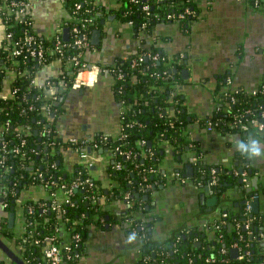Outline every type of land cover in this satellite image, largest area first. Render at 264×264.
Segmentation results:
<instances>
[{"label": "trees", "instance_id": "obj_1", "mask_svg": "<svg viewBox=\"0 0 264 264\" xmlns=\"http://www.w3.org/2000/svg\"><path fill=\"white\" fill-rule=\"evenodd\" d=\"M142 1L150 4V13L147 15ZM2 2L4 0H0V3ZM113 2L116 6L98 0H63L67 13L63 17V28L70 29L74 24L81 28L82 23H85L86 30L91 36L95 28L103 27L102 20L112 14L123 22L134 20L132 28L138 36L142 33L152 34L156 25L162 21H178L182 28L186 29L195 13L185 12V10L189 8L194 11L196 6V0H113ZM77 4L80 6L77 7ZM181 12L185 13L183 17L178 16ZM169 13L174 16L168 17ZM3 15L11 24L13 36L11 41L5 40L0 44V128L2 130L0 154L3 153L1 148L3 142L7 143V165L3 166L0 163L1 186L15 187V192L7 196L8 207L17 197L20 182L42 183L63 195L62 202L54 209L52 199L43 200L45 205L39 204L41 200L29 203L31 209L29 208L26 214V224L29 223L26 230L40 240L34 244L28 241L21 243L24 248L23 260H28L29 264H45L43 238L46 235L56 234L55 241L61 243L59 237L61 224H65L70 234L75 232L81 234L82 239L75 246L76 250L81 251L88 237V227L91 224L104 226L108 221L107 212L99 202L100 196H105L108 200H126V194L130 192L132 196L129 207L125 208L113 221L122 224L127 233H132L134 229H137L139 233H145L141 241V257L138 264H224L221 258L225 256L230 259V264H241L237 257L231 254L233 249L231 245L235 241L246 245L251 250V255L245 260L246 264H264L262 235L264 217L259 213L249 216L252 230V234H249L244 227V222L248 221L244 214L246 202L239 200V204L236 201L235 205L222 209V214L209 224L208 230L212 232V236L206 241L203 240L205 238L203 231L192 228L177 232L163 242H158L153 238V227L157 217L149 213L152 206L149 198L144 197L145 194L150 195L156 176L162 175L158 164L164 157L167 143L176 146L180 151L183 150L189 143L186 136L190 131V123L194 120H198L204 127L206 120L211 118L217 122L218 128L237 130L229 124L231 115L233 112H242L247 108L260 113L261 106L264 105V90L261 89L264 81L259 85L257 92L243 87L222 89V86H219L216 106L219 105L220 108L214 109L206 117L198 118L187 110L183 93L176 92L175 80L178 81L182 77L174 72L166 76L163 71L171 69L163 63L162 59L148 57L136 67H132L131 62L136 56L135 53L126 57L117 56L111 64L119 67L123 75L118 78L117 72L112 71L113 90L116 98L123 102L121 124L126 135L122 138L120 135L112 136L99 132L92 137V140L84 139V141L81 138L74 143L83 146L85 142L97 141L100 143L99 148H107L111 153H115V160L120 161L122 166L117 168L115 163L110 164L108 172L112 184L106 190L101 180L94 176L92 168L85 164L79 163L70 172L66 171L62 164L61 148L67 143H72L65 142L58 135L55 127L51 123L48 124L49 113L46 111V108L50 106L52 111L62 113L63 108L50 99V95L43 87L33 82L38 71L44 66L55 60H60L64 64L66 60L84 49L73 43L75 39L73 33L69 35L68 40L64 41L66 44L59 49L55 35L49 37L37 31L34 26V16L29 8L24 12L15 11L9 16L6 13ZM27 32L35 35L38 49L42 48L41 58L30 55L29 45L23 39ZM60 35L63 38L62 32ZM16 39L20 40V46L24 50L21 54L13 55L11 51L14 47L13 41ZM36 44L32 43L31 48ZM139 51L158 52L161 56H169L167 51L156 44V40L142 46ZM83 60H86L85 55ZM70 71L65 70L64 77L68 86L62 87L63 92L72 85ZM157 72H161V76H157ZM62 88L59 87L57 92L59 95L56 93L58 96ZM231 96H234V100ZM244 116H247V113ZM261 118L264 120V116ZM129 122L131 125H127ZM25 125L31 127L29 132L21 131ZM104 135L107 136L106 140H102ZM23 138L26 140L22 145L25 161H22L20 154L16 155L13 151L14 146L20 144ZM149 140L152 141L150 146ZM196 143L193 141L191 147L200 152ZM117 148L132 150L133 157H127L120 150L117 151ZM193 163L192 178L196 184L203 186V190L210 185L209 189L220 195L228 187L237 186L248 197L254 193L253 189L248 190L243 182H239L241 176L233 172L235 168L238 169L237 166L230 169H217L218 171L213 172L214 166L200 158ZM30 166L33 168L30 169ZM246 169L250 176V167ZM177 171L183 174L184 169H177ZM40 172L42 176L39 177L37 173ZM86 177H90L93 185L85 184L84 188L74 190L69 196L66 191L71 182L77 178L85 179ZM213 178L216 181L210 184ZM52 181L55 182L54 185L49 184ZM63 184H66V187H62ZM136 192H139V196L135 195ZM69 197L74 204L66 201ZM224 211L227 212L226 216H223ZM141 224L144 226L142 230ZM217 224L219 227L216 226ZM17 240L18 243L21 242L18 236ZM222 247L229 248L226 254L221 252ZM75 258L77 255L70 259ZM208 258H215V260L210 261Z\"/></svg>", "mask_w": 264, "mask_h": 264}, {"label": "crops", "instance_id": "obj_2", "mask_svg": "<svg viewBox=\"0 0 264 264\" xmlns=\"http://www.w3.org/2000/svg\"><path fill=\"white\" fill-rule=\"evenodd\" d=\"M98 1L116 6L113 0ZM31 2L30 9L37 31L49 37L54 35L61 19L67 14L63 0ZM194 13L186 29L178 21H162L152 34L142 33L141 36L136 35L131 25L117 19L115 15L103 19L99 42L92 41V32L93 47L85 53V59L89 64L105 66L104 71L98 74L92 86H71L64 92L62 88L60 105L63 111L56 113L55 118L50 115L48 124L55 127L65 142L81 138L92 140L99 132L118 136L121 132L123 102L116 98L114 77L107 66L117 56H130L155 40L169 54L181 55V59L172 66V71L182 77L175 82L185 97L187 110L198 118L206 117L214 110L219 86L222 89H258L264 81V0L259 4L253 0H196ZM4 33L0 20V44ZM60 69L58 60L44 66L38 71L37 82L42 83L59 75ZM185 69L187 71L183 72ZM186 139L189 143L181 151L167 143L164 157L158 164L162 175L156 176L150 195L144 196L149 198L152 206L149 213L157 217L153 238L163 242L177 232L198 228L200 232L203 231V240L206 241L212 236L208 230L209 224L222 214V209L247 199L248 196L237 186L228 187L220 195L207 188L203 190V186L187 175L189 171L186 165L191 163L194 171L193 161L198 158L213 165L214 169L217 167L215 171L237 166V173L240 166L245 167L250 187L254 185L253 192L258 194L256 198L259 199L258 205H254L258 211L252 213L264 217V155L249 156L253 143L264 154V131L225 130L218 127L209 130L194 120L190 123ZM193 141L197 142L200 152L191 147ZM241 144L244 148H240ZM61 152L62 164L67 172L79 163L92 160L94 176L101 180L106 190L110 188L112 181L108 170L113 156L107 148H92L87 159L81 156L73 144L62 146ZM248 167L250 176L246 169ZM177 169H184L183 174L180 173L184 181L177 175ZM20 185L11 221V206L3 204L0 190V261L4 264H19L18 259H24V249L18 243L17 236L26 226L29 203L41 200L39 204L45 205L43 200L52 199L53 204L59 205L63 200L62 194L55 193L54 189L42 183L20 182ZM215 194L218 199L210 206L207 202ZM256 198L252 200V206ZM99 202L107 212L108 221L104 226L91 224L84 247L75 252L77 258H64L61 264H138L142 238L135 234L136 239L129 242L128 237L134 233H127L122 224L113 221L130 204L122 199L108 200L105 196ZM60 227L61 243H70L72 235L65 224Z\"/></svg>", "mask_w": 264, "mask_h": 264}, {"label": "built area", "instance_id": "obj_3", "mask_svg": "<svg viewBox=\"0 0 264 264\" xmlns=\"http://www.w3.org/2000/svg\"><path fill=\"white\" fill-rule=\"evenodd\" d=\"M254 2L256 4H259L261 2V0H254ZM143 4V9L146 12V15L150 13V4L149 3H145L144 1H142ZM32 5L31 0H4V2L0 3V20L2 22V25L4 27V38L3 41L8 40L11 41L12 40V36H13V31L10 29L11 24L9 22H7L8 18H6L3 14H7L9 16V14H13L15 11L20 12H24L25 10H27L28 8L30 9ZM80 5L77 4V7H79ZM185 12H189L192 13L194 12L192 9L186 8ZM184 12H181L178 16L179 17H183L184 16ZM174 16L173 14L169 13L168 17H172ZM17 21V20H16ZM129 25H133L134 24V20L130 19L128 22H126ZM63 24H64V20L61 19L59 26L57 27V30L55 31L54 35L56 36V43H57V47L60 49L61 47H63L66 43L64 42L65 40H63V38L61 37L60 33L62 32L63 34ZM145 25V24H144ZM84 30H82L83 28L79 27L77 24H74L71 28H70V34L73 33L75 35V39L73 41V43L75 45H77L79 48H83L84 50L79 51L78 53L74 54L71 58H69L68 60H66L64 62V64L61 63L60 60H58L61 64V69L59 71V75L53 77V79H46L44 80L42 83H38L37 79H35L33 82H35L36 84H38L40 87H43V89L45 91L48 92V94L50 95V99L55 101V104L60 105V99H61V95L58 96L59 94L58 89L59 87H66L67 81L64 77L65 74V70L69 69L71 70L70 72L72 73V85L71 86H92L93 84H95V82L98 79V74L101 71H104V67L101 66L100 64H89L87 62V60H83V57L85 55V53L92 49L93 44L91 41V36L89 34V31L86 30V24L82 23L81 25ZM24 41L27 42V44L29 45L28 50L30 51V55L32 56H39L40 58L43 56V50L42 48L38 49V45L36 44V37L34 34L31 33H25L24 37H23ZM2 41V42H3ZM14 43V47L11 51V54L13 55H18L21 54L23 52V47L20 46V40L16 39L15 41H13ZM35 43L36 45L31 48V44ZM136 56H134L132 58V62H131V66L132 67H136L138 63L144 61L145 59H147L148 57H152L153 59H162L163 63L167 66L170 67L171 70H167L165 69L163 71V73L166 76H169V74H171L172 71V66L175 64V62H177L179 59H181V55L179 54H169V56H161L160 53L156 52V53H152L151 51L149 52H140L137 51ZM108 70L111 72H117L116 74L118 75V78H121L123 75V71L119 68V67H114L112 64L107 66ZM157 76H161V72H157L156 73ZM55 79V80H54ZM176 81V80H175ZM174 85L177 87V91L176 92H180L178 85L176 83H174ZM69 86V87H71ZM261 89L264 90V82L262 83ZM258 89L252 91V92H257ZM58 95H57V94ZM232 100H234V96H231ZM48 105V104H47ZM219 105L215 106L214 109H219ZM47 113H49V116L54 113L56 114L55 111H52L51 107L48 106L46 108ZM247 113V116H244V114ZM59 114V113H57ZM261 116H264V105L261 106V110L260 113H258L257 111L253 110L252 108H247L244 109L242 112L240 111H236L233 112V114L231 115V119H230V126L235 127L239 130L242 131H250L252 129L259 131V132H263L264 131V120L261 118ZM197 122L200 124V122L197 120ZM8 124V122H7ZM217 122H214L211 118L207 119L205 122V126L207 129L212 130L214 128L217 127ZM127 125H131V123H127ZM48 127V125H47ZM31 130L30 126L25 125L24 128L21 130L22 132H29ZM2 130L0 128V134H1ZM120 137H124L125 131H124V127L121 124V132H120ZM89 140L88 138H83V140ZM107 136L104 135L102 136V140H106ZM84 140V141H85ZM25 139L23 138L21 140L20 144H17L14 146L13 151L16 155L20 154L22 157V161H25V151L22 148V145L25 144ZM77 141V139H73L72 140V144L76 147V149L80 152L81 156L85 159L88 158V156H90V151L87 149V146L90 145L91 149L95 148L98 149L99 148V142L94 141V142H85L83 144V146L81 145H75L74 143ZM1 148L3 149V153L0 154V163L5 166L7 165L6 163V151H7V143L4 141ZM103 148V147H100ZM120 150L119 148H117V151ZM120 152L122 154H125L127 157H133V152L132 150H120ZM2 155V156H1ZM115 153H112L113 156V161L112 163H115L117 168H121L122 164L120 161L115 160L114 158ZM85 164L88 167H92L93 165V161L92 160H87ZM54 165V164H53ZM213 172L215 171V169L213 168L212 170ZM1 173V172H0ZM238 173V172H237ZM37 175L40 177L42 176V173H37ZM177 175L180 177V172H177ZM243 176V183L244 186H249L250 187V181L248 180V176L247 173L245 172V169L242 173ZM215 177V176H214ZM182 179V181L185 180V178L180 177ZM1 181H2V174H1ZM216 179L213 178V180L210 182V184L215 183ZM2 183V182H1ZM49 184H55L54 181H52L51 183L49 182ZM85 184L92 186L93 182L90 179V177H86L85 179H75L71 182V184L68 187V190L66 191L67 194L69 196L72 195V193L74 192V190H78L81 187H85ZM150 185V184H149ZM62 187H66V184H63ZM1 195H2V202L5 206L9 205L7 196L9 193H14L15 192V187H9L8 185L5 186H1ZM56 193V191H55ZM132 193L128 192L126 194V201L128 204L131 203V197ZM103 197V196H102ZM100 196V198H102ZM258 197L257 193H252L251 196L247 197L246 199V203H245V208H244V214H245V218L248 219V221L246 220L244 222V227L248 230L249 234H252V230L250 229V219L251 217H249L250 215H253L254 213H252V200L254 198ZM99 198V199H100ZM66 201L74 204V201L71 199V197L66 198ZM57 204H53L52 203V208H56ZM31 209V208H30ZM227 212L224 211L223 212V216H226ZM29 223L26 224V226L24 227L25 232H22L18 235V237L20 238L21 242L19 243L22 247L23 242H30L31 244H34L36 242H39V238H36L34 236H32L31 232H28L27 229V225ZM217 227H219V224L216 225ZM140 229H144L143 224H141ZM23 230V231H24ZM134 234L139 235L141 238L145 237V233L141 232L139 233L137 231V229L133 230ZM72 235V241L68 244H62V243H58L55 241L56 239V234H51V235H46L43 238V241H45V245H44V257L46 259V263L45 264H61L63 259L66 257L68 259H72L73 257H75L76 255L74 254L75 246L79 243V241H81L82 236L79 232H75ZM262 235L264 236V232L262 233ZM263 242H264V237H263ZM232 248H236L238 250V254H237V259L241 262V264H246L247 258L251 255V250L250 248L246 247V245L244 244H240L239 242L235 241L232 243ZM24 249V248H23ZM229 250L228 247H222L221 252L223 253H227ZM76 252V251H75ZM210 261H214L215 258H208ZM221 261L224 264H230L229 261L230 259L227 258L226 256L221 258ZM25 262L27 264H29L28 260H25ZM0 264H4L0 261Z\"/></svg>", "mask_w": 264, "mask_h": 264}, {"label": "water", "instance_id": "obj_4", "mask_svg": "<svg viewBox=\"0 0 264 264\" xmlns=\"http://www.w3.org/2000/svg\"><path fill=\"white\" fill-rule=\"evenodd\" d=\"M103 22H104V20H103ZM69 35H70V29H69V27H64L63 28V39L64 40H68L69 39ZM100 35H101V29L100 28H96L94 31H93V35H92V41L93 42H95V43H98L99 42V39H100ZM187 70L185 69V70H183V72H186ZM60 103V102H59ZM51 117H56L55 116V114L54 113H52L51 114ZM49 126V125H48ZM37 132V131H36ZM151 143H152V141L151 140H149V142H148V145L150 146L151 145ZM87 149L89 150V151H91V146L90 145H88L87 146ZM237 165H238V161H236L235 162ZM186 167H187V171H189V173L187 174L188 176H192V173H191V171H193V166H192V164L191 163H188L187 165H186ZM33 167L32 166H30V169H32ZM244 168L245 167H242V166H240L239 167V170H238V173H236L235 172V170H233V172L235 173V175H240L241 177H240V179H239V182H243V176H242V173H243V171H244ZM250 172H251V170H250ZM22 184V183H21ZM254 186V185H253ZM253 186H251V187H249L248 188V190H252L253 189ZM210 188V185H207V189H209ZM239 190L241 191L242 189L241 188H239ZM18 193H19V189L17 190V195H18ZM135 195L136 196H139V192H136L135 193ZM146 197H148V195L146 196ZM212 200H208V204H210V206H212L214 203H216V201H217V199H218V196L215 194L212 198H211ZM1 200H3L2 198H1ZM15 201H16V198H14L13 200H12V205H11V209H12V212L10 213V221L12 220V218H13V216H14V209H15ZM244 202H246V200L244 201ZM258 202H259V199L258 198H256L255 199V202H253V206H252V212H257L258 210H257V208H255L254 207V205H258ZM231 254H232V256H237V254H238V250L236 249V248H233L232 250H231ZM18 262H19V264H27L23 259H18Z\"/></svg>", "mask_w": 264, "mask_h": 264}, {"label": "clouds", "instance_id": "obj_5", "mask_svg": "<svg viewBox=\"0 0 264 264\" xmlns=\"http://www.w3.org/2000/svg\"><path fill=\"white\" fill-rule=\"evenodd\" d=\"M240 148H244V146L241 144ZM262 155H264V154H261V151H260L259 147L257 146V144L253 143L252 148H251V152L249 153V156L250 157H260ZM135 239H136L135 234H132L128 237L129 242H132Z\"/></svg>", "mask_w": 264, "mask_h": 264}]
</instances>
